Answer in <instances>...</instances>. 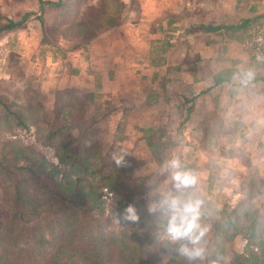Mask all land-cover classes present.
<instances>
[{
  "label": "crops",
  "instance_id": "obj_1",
  "mask_svg": "<svg viewBox=\"0 0 264 264\" xmlns=\"http://www.w3.org/2000/svg\"><path fill=\"white\" fill-rule=\"evenodd\" d=\"M121 1L117 26L85 42L42 39L35 19L1 34L0 94L27 85L49 97L87 91L105 152L124 149L136 175L159 176L165 192L172 181L159 166L178 158L197 177L190 193L213 207L234 203L239 181L264 174V69L242 48L264 23V0ZM15 4L39 14L37 3ZM52 11L42 6L44 25ZM96 12L92 5L82 15ZM248 69L254 78L242 83Z\"/></svg>",
  "mask_w": 264,
  "mask_h": 264
},
{
  "label": "trees",
  "instance_id": "obj_2",
  "mask_svg": "<svg viewBox=\"0 0 264 264\" xmlns=\"http://www.w3.org/2000/svg\"><path fill=\"white\" fill-rule=\"evenodd\" d=\"M98 2L112 5L110 17H105ZM36 3L38 15L28 10L16 18L0 12V35L30 19L41 31V9L48 3L55 12L51 26L70 32L77 16L78 33H59L85 42L117 26L123 9L121 0ZM92 5L97 12L83 17V8ZM85 21H94L98 28L84 34L80 29ZM19 93L13 95L19 94L17 101L0 100V128L24 129L28 121L40 122L45 130L42 142L52 148L59 163L46 167L31 146L0 141V264H223L225 258L226 264H264V174L248 173L239 181L240 196L232 204L205 206L202 196H197L203 202L201 223L208 227L203 240L206 255L189 262L176 252V245L159 238L164 217L146 211L166 192L153 180L136 175L137 164L129 153L127 166L117 167L90 140L93 120H89L87 91L56 90L46 114L37 88L27 85ZM133 179L139 181L132 184ZM137 183L140 189L135 190ZM129 204L137 209L139 223L118 220ZM237 236L245 240L244 252L232 249Z\"/></svg>",
  "mask_w": 264,
  "mask_h": 264
},
{
  "label": "clouds",
  "instance_id": "obj_3",
  "mask_svg": "<svg viewBox=\"0 0 264 264\" xmlns=\"http://www.w3.org/2000/svg\"><path fill=\"white\" fill-rule=\"evenodd\" d=\"M257 60H264V56H257ZM251 69L242 71L241 82L247 83L254 78ZM127 153L122 148L110 152V158L117 167H126ZM59 163V161H57ZM161 173H167L172 181V189L147 206V213L155 216L160 214L165 222L159 238L176 245V252L189 262L203 260L206 249L203 246L208 227L201 223L202 201L188 190L197 183L196 175L185 170L178 158H171L159 166ZM123 219L132 223H139L140 216L134 205L129 204L123 213L118 214V220Z\"/></svg>",
  "mask_w": 264,
  "mask_h": 264
},
{
  "label": "rangeland",
  "instance_id": "obj_4",
  "mask_svg": "<svg viewBox=\"0 0 264 264\" xmlns=\"http://www.w3.org/2000/svg\"><path fill=\"white\" fill-rule=\"evenodd\" d=\"M23 1L28 7H29V5H32L33 3H36V0H23ZM43 1H47V0H43ZM104 2H105V0H104ZM98 4L100 5V9L103 12L105 11L107 13V15L105 17L106 18L110 17V14L112 13V5H110V3L108 4V2L105 3V6H104V3H103V5H101V3L98 2ZM44 5L52 7V5H50L48 3H44ZM0 8L2 9V11H6V13L11 14L13 16H16L17 14H19L18 13L19 11L17 10V4H15V1H12V0H2V1H0ZM54 13H55L54 10L51 13H49L47 15L48 19H52L53 20L54 15H55ZM40 16H43L42 12H41ZM77 19H78V17L76 16V21L72 24V27H70L71 28L70 32H74V33H78L79 32V30H77V27H78V24H79ZM52 20H50V21H52ZM51 23L52 22H49V23L45 24L44 26H41L42 39L45 38V35H47L48 40L52 41V40H55V38H57L58 36H64V35H62L59 32H65V33L69 32L67 30L63 31L62 30L63 29L62 26H54L53 27V26H51ZM81 25H82V28L80 29V31L84 32V34L92 33L93 30L98 28V25L95 24L94 21H85V22H83V24L81 23ZM30 32H33V29L30 30ZM243 42H242V44H243ZM242 48L248 54V59H249L250 65H252V63H253V64H255V66L262 67L264 69V63L263 62L253 59V57L251 56L250 52L246 48H244L243 45H242ZM247 54L243 53V56L246 57ZM13 61H16V59L14 60V58H11V63H13ZM8 63H10V62L8 61ZM38 90L41 92V90L39 88H38ZM41 93H42V95L39 96L40 97L39 99L38 98L37 99L39 100V103L42 106V112L44 114H46V113L49 112V110L52 107L53 96L55 94L53 93L52 97H49L48 94H45L43 92H41ZM9 94H11V93H9ZM19 94L15 95V96H13L14 93L12 95H4V94L1 95L0 94V100L8 99V100L17 101L19 99V97H18ZM91 102H92V97L89 94L86 104L89 106V109L92 112V114L90 115L89 120L90 119L93 120V123H92L91 128H90L91 131H92V135L90 137V140L93 141V143L96 144V147L100 148L103 153H106V154L109 155V153L105 152L104 149H103L102 135L98 134L97 130L95 128V123H96L95 117H96V114L94 113V110H95L96 106H95V104L93 105V103H91ZM91 104L93 105L92 109H91ZM93 108H94V110H93ZM0 112H1V107H0ZM44 131L45 130L43 128V124H41L40 122H39V124L35 125L32 122L28 121L27 122V126L24 129L19 128V129L10 130V129H5V128H0V141H4V140H18L20 143H23L25 145L31 146L32 149L34 150V152L36 153V158H39V160L42 161L46 167H50V166H52L54 164H57V162H56L55 155L52 152V148L49 147L48 145H44L43 142H42V138L44 136ZM160 154L161 153H159V155ZM134 160H133V163L136 162V164H137V161H134ZM56 178H57V180H59L60 179V175L57 174ZM151 180H153L157 184V187L159 186V184H158L159 183V176L152 177L148 181H151ZM135 181L137 182L139 180L133 179L132 180V184ZM134 187H135L134 188L135 190L140 189L138 183L135 184ZM103 190H105V189H103ZM1 200H2V190L0 189V202H1ZM210 204H212V203L211 202L209 204L206 203L205 206H207V205L211 206ZM211 207H213V206H211ZM239 238H238V236L235 237L232 245H231V243H230V245L232 246V249L234 251L244 252L246 250L245 243L241 244V240H243V239H241V238L239 239ZM236 239H238V240L236 241ZM203 246H205V242H203ZM248 249L255 250L256 248L248 247ZM227 260L228 259L225 258L223 260V264H226Z\"/></svg>",
  "mask_w": 264,
  "mask_h": 264
},
{
  "label": "built area",
  "instance_id": "obj_5",
  "mask_svg": "<svg viewBox=\"0 0 264 264\" xmlns=\"http://www.w3.org/2000/svg\"><path fill=\"white\" fill-rule=\"evenodd\" d=\"M253 59L257 60V56H264V23L257 24L253 27L251 38L243 42ZM264 63V60H258Z\"/></svg>",
  "mask_w": 264,
  "mask_h": 264
}]
</instances>
